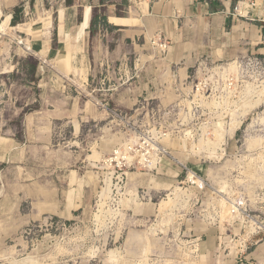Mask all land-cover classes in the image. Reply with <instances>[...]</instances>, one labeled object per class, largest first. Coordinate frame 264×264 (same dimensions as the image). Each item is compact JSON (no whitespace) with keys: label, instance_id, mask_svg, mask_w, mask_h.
Instances as JSON below:
<instances>
[{"label":"rangeland","instance_id":"obj_1","mask_svg":"<svg viewBox=\"0 0 264 264\" xmlns=\"http://www.w3.org/2000/svg\"><path fill=\"white\" fill-rule=\"evenodd\" d=\"M28 2L1 16L19 17L25 5L35 17ZM12 24L0 32V73L14 45L31 52ZM256 41L177 60L150 43L147 55L118 62L100 91L52 66L89 107L50 138L11 121V77L0 74V264H264V40Z\"/></svg>","mask_w":264,"mask_h":264},{"label":"crops","instance_id":"obj_2","mask_svg":"<svg viewBox=\"0 0 264 264\" xmlns=\"http://www.w3.org/2000/svg\"><path fill=\"white\" fill-rule=\"evenodd\" d=\"M18 1L0 0V8L11 9L26 0ZM236 1L61 0L59 5H36L29 0L33 18L26 17L25 5L19 17L15 12L2 17L0 11V32L15 15L14 26H21L17 31L34 52L17 43L8 55L7 69L0 73L11 77L6 105L11 121L19 119L26 136L43 133L50 138L55 126L65 125L68 118L89 107L87 95L59 72L86 89L100 91L102 79L111 82L116 64L147 55L157 34L169 43L167 60L214 49L222 56L221 47L234 40L242 44L259 40L255 42L259 44L264 40V0H246L255 2L248 17L231 14ZM106 91L104 100L114 102Z\"/></svg>","mask_w":264,"mask_h":264},{"label":"built area","instance_id":"obj_3","mask_svg":"<svg viewBox=\"0 0 264 264\" xmlns=\"http://www.w3.org/2000/svg\"><path fill=\"white\" fill-rule=\"evenodd\" d=\"M134 4H141L144 2H154L156 0H131ZM255 6V2L253 1H246V0H237L233 5L231 14L237 17H248L250 15V9ZM151 44L159 49L162 52H165L168 49L169 43L168 41L157 34L155 38L152 39Z\"/></svg>","mask_w":264,"mask_h":264},{"label":"bare ground","instance_id":"obj_4","mask_svg":"<svg viewBox=\"0 0 264 264\" xmlns=\"http://www.w3.org/2000/svg\"><path fill=\"white\" fill-rule=\"evenodd\" d=\"M6 27H7V26H5L4 28L1 27V28H2V30H4ZM261 93H264V91L261 92ZM263 98H264V95H263ZM263 98H262V99H263ZM258 103H260V100H259V99H258L256 102L247 103V104L245 105V110L242 112V114H245V113H246V110H248L249 108H251V107H253V106H257ZM246 108H248V109H246ZM237 125H239V123H238ZM233 126H234V125H233ZM232 130H233V129L230 128V132H231ZM222 134L224 135V133H222ZM224 136H225V135H224ZM224 136H223V137H224ZM220 138H221V137H220ZM189 178L193 179V176L190 175ZM189 180H190V179H189ZM178 189H179V188H176V189H175V192H176ZM163 203H164V202H162L161 205H163ZM159 204H160V203H159ZM225 206L227 207L228 205L226 204ZM231 212H232V211H231ZM234 213H235V212H234ZM251 222H252L251 225H250V226H251V230L255 232V230L257 229L256 226H259V224H258V222L255 221V220H252ZM260 227H262V226H260Z\"/></svg>","mask_w":264,"mask_h":264},{"label":"trees","instance_id":"obj_5","mask_svg":"<svg viewBox=\"0 0 264 264\" xmlns=\"http://www.w3.org/2000/svg\"><path fill=\"white\" fill-rule=\"evenodd\" d=\"M16 19H17V18H15V15H14V17H13L12 20H11L10 25H13L12 23H15V22H16ZM31 53H34V52L31 51Z\"/></svg>","mask_w":264,"mask_h":264}]
</instances>
